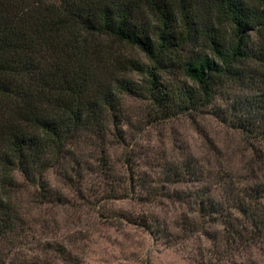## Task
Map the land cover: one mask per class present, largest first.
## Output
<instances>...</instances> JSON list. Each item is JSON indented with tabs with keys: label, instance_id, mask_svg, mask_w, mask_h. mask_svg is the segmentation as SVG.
Here are the masks:
<instances>
[{
	"label": "trees",
	"instance_id": "1",
	"mask_svg": "<svg viewBox=\"0 0 264 264\" xmlns=\"http://www.w3.org/2000/svg\"><path fill=\"white\" fill-rule=\"evenodd\" d=\"M132 99L157 124L211 109L248 151L162 154L157 170L126 152L123 195L142 207L121 222L196 264H264V0H0V264H83L55 242L25 255L44 219L19 178L62 203L43 175L81 173L88 147L104 161Z\"/></svg>",
	"mask_w": 264,
	"mask_h": 264
},
{
	"label": "rangeland",
	"instance_id": "2",
	"mask_svg": "<svg viewBox=\"0 0 264 264\" xmlns=\"http://www.w3.org/2000/svg\"><path fill=\"white\" fill-rule=\"evenodd\" d=\"M233 92L230 90L231 94ZM218 105L225 107V102L219 99ZM127 111L131 118L128 139L121 144L107 145L104 161L100 160L98 150L88 147V161L81 173H74L69 163H63L56 171L43 175L42 182L50 194L61 196L62 203H47L39 197L37 186L19 178L24 184L21 199L28 203L33 214L39 213L44 219V225H36L37 231L27 241L25 255L28 258L37 254L43 245L55 242L70 250L71 256L83 264H196L180 250L157 242L145 230L119 219L120 213L139 212L142 207L134 199L136 195H123L125 154L129 151L143 156L134 164L135 169L157 170L160 161L156 157L162 154L179 158L187 153L200 154L207 146L222 149V153L248 151V148L211 109L197 120L180 117L162 124L146 119L147 102L129 100ZM68 173L73 176L71 184H67L69 180L64 177Z\"/></svg>",
	"mask_w": 264,
	"mask_h": 264
}]
</instances>
